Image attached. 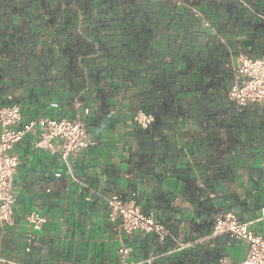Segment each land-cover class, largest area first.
<instances>
[{
	"label": "trees",
	"instance_id": "obj_1",
	"mask_svg": "<svg viewBox=\"0 0 264 264\" xmlns=\"http://www.w3.org/2000/svg\"><path fill=\"white\" fill-rule=\"evenodd\" d=\"M200 1L0 0V94L21 90L5 104L79 103L90 108L88 125L126 104L142 156L171 161L188 136L208 179L251 167L256 152L245 148L264 141V102L240 106L228 95L232 35L251 23L264 35V0H205L199 11ZM139 110L154 120L135 121Z\"/></svg>",
	"mask_w": 264,
	"mask_h": 264
},
{
	"label": "crops",
	"instance_id": "obj_2",
	"mask_svg": "<svg viewBox=\"0 0 264 264\" xmlns=\"http://www.w3.org/2000/svg\"><path fill=\"white\" fill-rule=\"evenodd\" d=\"M203 7L205 0L195 5L199 11ZM253 29L251 23L232 35L239 50L234 65L242 51L262 53L264 35L257 38ZM21 94L20 89L0 94V105ZM22 103L23 119L15 126L39 115H74L84 108L45 97ZM89 129L95 142L66 156L60 150L36 146L31 132L16 144L14 150L20 156L14 173L17 199L13 221L0 220V264H242L248 241L229 232L207 236L216 213L229 209H235L253 230L264 233V218H259L264 207V141L247 144V154L256 152L248 157L251 167H237L225 178L208 179L212 170L201 169L198 163L205 159L187 144L188 136L178 139L183 149L171 155V161L160 154L142 156L133 113L126 104L110 108L99 121L90 119ZM242 139L247 140L245 129ZM114 192L134 197L144 210L154 211L171 230V237L160 242L155 232L124 230L120 218L110 216L108 197ZM32 210L46 217L39 229L26 220ZM30 231L37 242L28 249ZM198 238L189 247H177V239ZM120 246L127 251H120ZM150 256H154L152 262L147 261Z\"/></svg>",
	"mask_w": 264,
	"mask_h": 264
},
{
	"label": "built area",
	"instance_id": "obj_3",
	"mask_svg": "<svg viewBox=\"0 0 264 264\" xmlns=\"http://www.w3.org/2000/svg\"><path fill=\"white\" fill-rule=\"evenodd\" d=\"M236 81L230 87L228 95L245 106L255 101L264 102V53L250 54L240 52L234 65ZM90 108L85 106L81 112L74 115L49 116L39 115L28 119L21 126L16 122L23 119V105L12 102L0 105V220L12 222L15 212L17 194L14 187V173L20 163V156L14 150L16 144L31 132L35 134V145L51 151L60 150L63 155L78 152L95 142L91 134L86 116ZM134 120L148 125L154 120V115L139 110ZM110 216L120 218L121 227L132 232L141 230L155 232L158 240L164 242L171 237V230L152 210H144L134 197H125L119 192H114L108 197ZM259 218H264V207ZM26 220L33 229L41 228L46 222V217L37 210L27 213ZM229 232L235 237L245 239L249 243L247 256L242 264H264V233L257 232L243 220L235 209L216 213L212 229L208 238L221 233ZM28 249L37 242L33 231L28 232ZM201 238L191 240H178V248L189 247ZM126 252V248L119 247ZM154 256L147 261L152 262ZM124 264H140L138 261L125 262Z\"/></svg>",
	"mask_w": 264,
	"mask_h": 264
}]
</instances>
